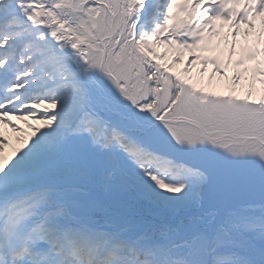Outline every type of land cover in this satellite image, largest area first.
Listing matches in <instances>:
<instances>
[{"label": "snow or ice", "instance_id": "snow-or-ice-1", "mask_svg": "<svg viewBox=\"0 0 264 264\" xmlns=\"http://www.w3.org/2000/svg\"><path fill=\"white\" fill-rule=\"evenodd\" d=\"M0 264H264V0H0Z\"/></svg>", "mask_w": 264, "mask_h": 264}, {"label": "trees", "instance_id": "trees-1", "mask_svg": "<svg viewBox=\"0 0 264 264\" xmlns=\"http://www.w3.org/2000/svg\"><path fill=\"white\" fill-rule=\"evenodd\" d=\"M211 69H209V71H210ZM196 74V70H194V75ZM207 81H206V78H205V83H206ZM218 90H226V85H222L221 86V88L220 89H218Z\"/></svg>", "mask_w": 264, "mask_h": 264}]
</instances>
